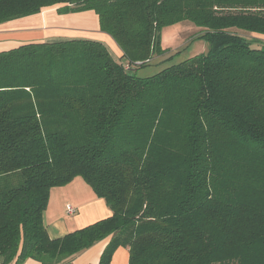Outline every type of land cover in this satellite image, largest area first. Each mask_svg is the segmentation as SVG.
Returning a JSON list of instances; mask_svg holds the SVG:
<instances>
[{
  "label": "trees",
  "instance_id": "obj_1",
  "mask_svg": "<svg viewBox=\"0 0 264 264\" xmlns=\"http://www.w3.org/2000/svg\"><path fill=\"white\" fill-rule=\"evenodd\" d=\"M94 11L102 42L0 52V260L72 264L111 237L129 264H264V0H0V25ZM206 54L149 77L166 26ZM83 179L112 211L51 239L52 189Z\"/></svg>",
  "mask_w": 264,
  "mask_h": 264
},
{
  "label": "crops",
  "instance_id": "obj_2",
  "mask_svg": "<svg viewBox=\"0 0 264 264\" xmlns=\"http://www.w3.org/2000/svg\"><path fill=\"white\" fill-rule=\"evenodd\" d=\"M49 9H46L44 11H47ZM44 11H42V13L40 14L27 17V19H32L30 22V26H24L23 24H21V19L1 24L0 52L17 47L22 42L29 41L43 40L47 43H53L67 40H85L75 38L69 39L68 37H64L61 35L57 37L60 39H46V33L48 32H44L43 30L45 29L47 31L48 26H50L51 24H55V26L60 29L73 28L77 26L75 24H73L72 27L63 25L61 23V19L63 18L62 17L51 20L50 25H48L47 23L45 28V26L42 24V20L36 18L37 16L44 15ZM51 11L54 13V10ZM84 19L86 25V20L88 21V19ZM92 19H94L95 24L93 28L96 27V29H94L93 31L98 32L99 34L95 38L86 40H95L102 42L109 49H111L110 46L117 45L112 44V42H115L107 34H105V36H103V34H100L101 31L99 22L98 25H96L97 20L95 18ZM8 34H11V37L3 38V35ZM121 55L122 52L119 51L117 58L119 59ZM114 58L117 60L115 56ZM75 180L66 186L52 189L50 193L48 206L46 208V211L44 212V225L51 239L55 240L63 238L64 236L76 230H81L101 220L110 218L113 214L106 204L105 200L97 197L92 188L86 182H75ZM68 206H72L76 210L74 215L68 214ZM111 240V237L107 238L80 253L72 260V264H99L102 254L109 246ZM129 260V248L119 247L113 255L112 264H129ZM0 264H2L1 260ZM11 264H16V260ZM23 264L41 263L33 259H28Z\"/></svg>",
  "mask_w": 264,
  "mask_h": 264
},
{
  "label": "rangeland",
  "instance_id": "obj_3",
  "mask_svg": "<svg viewBox=\"0 0 264 264\" xmlns=\"http://www.w3.org/2000/svg\"><path fill=\"white\" fill-rule=\"evenodd\" d=\"M60 7L61 6H56L44 11L45 14L42 15L43 17L40 15L36 18L42 20V24L45 28L47 23L50 25L51 20L62 17L61 23L63 25L72 27V25L75 24L77 27L60 29L55 26V24H51L48 26L47 31L45 29L43 30L44 32H48L46 33V39H60L57 38L60 35L68 37L69 39H92L99 34L98 32L93 31L96 27L93 28L95 24L94 19L92 18L97 20L96 25H98L99 22L98 16L94 11H77L70 12L69 14H62L58 11ZM51 10H54V13ZM84 18L88 19V21L86 20V25ZM21 20V24L24 26H30L32 19H27L26 17ZM202 32L203 30L191 21H184L164 27L160 33L161 48L164 52L160 55H156L150 66L140 69L138 75L140 77L153 76L168 67L178 65L193 57L206 54L209 50V46L204 39L199 38ZM100 34L105 36L104 33L100 32ZM6 37H11V34L3 35V38ZM112 44L116 43L112 42ZM110 48L112 55L117 58L118 52H121L118 45L110 46ZM117 60L119 61L118 58ZM75 182L84 181L81 178H77Z\"/></svg>",
  "mask_w": 264,
  "mask_h": 264
},
{
  "label": "built area",
  "instance_id": "obj_4",
  "mask_svg": "<svg viewBox=\"0 0 264 264\" xmlns=\"http://www.w3.org/2000/svg\"><path fill=\"white\" fill-rule=\"evenodd\" d=\"M67 211L69 215H74L76 212V210L72 206H68Z\"/></svg>",
  "mask_w": 264,
  "mask_h": 264
}]
</instances>
